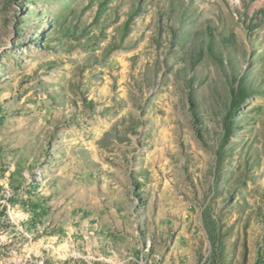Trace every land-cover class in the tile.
Listing matches in <instances>:
<instances>
[{
  "label": "rangeland",
  "instance_id": "rangeland-1",
  "mask_svg": "<svg viewBox=\"0 0 264 264\" xmlns=\"http://www.w3.org/2000/svg\"><path fill=\"white\" fill-rule=\"evenodd\" d=\"M0 264H264V0H0Z\"/></svg>",
  "mask_w": 264,
  "mask_h": 264
},
{
  "label": "trees",
  "instance_id": "trees-1",
  "mask_svg": "<svg viewBox=\"0 0 264 264\" xmlns=\"http://www.w3.org/2000/svg\"><path fill=\"white\" fill-rule=\"evenodd\" d=\"M241 105H242V101H240V100H239V101H237V100L234 101V108H235V110L239 109V107H240ZM234 114H235V113H232L231 116L233 117ZM228 137H229V135L226 136V138H228Z\"/></svg>",
  "mask_w": 264,
  "mask_h": 264
}]
</instances>
